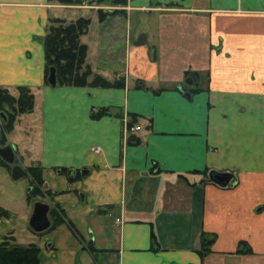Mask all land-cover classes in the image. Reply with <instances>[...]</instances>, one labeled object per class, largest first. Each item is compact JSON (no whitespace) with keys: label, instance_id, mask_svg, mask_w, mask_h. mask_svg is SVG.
Segmentation results:
<instances>
[{"label":"crops","instance_id":"crops-1","mask_svg":"<svg viewBox=\"0 0 264 264\" xmlns=\"http://www.w3.org/2000/svg\"><path fill=\"white\" fill-rule=\"evenodd\" d=\"M82 1L0 0V86L34 96L7 138L67 233L39 264H264V0ZM51 17L89 18L86 63L123 86L46 84ZM210 169L233 184L200 183Z\"/></svg>","mask_w":264,"mask_h":264},{"label":"trees","instance_id":"trees-1","mask_svg":"<svg viewBox=\"0 0 264 264\" xmlns=\"http://www.w3.org/2000/svg\"><path fill=\"white\" fill-rule=\"evenodd\" d=\"M60 3L80 4L81 0H55ZM113 4H125L126 0H111ZM98 18L102 20L107 13L99 9ZM90 20L87 17H79L74 21L65 23L62 19H49V26L43 38L44 47V80L47 82V75L50 67L55 68L57 86H98V87H120L123 81H109L106 78L91 73L86 63L87 46L79 40V36L86 32ZM137 88L145 87L142 81L134 80ZM16 95H12L8 89L0 86V117L4 118L3 129L9 132L14 125L16 118L31 112L34 105V96L26 86H17ZM108 111L106 108L98 109L91 114L92 118H99ZM130 125V123L128 124ZM132 126V125H131ZM130 126V127H131ZM4 141L2 140L1 143ZM0 165L10 167L0 158ZM31 176L30 186L32 190L30 196L36 197L42 194L44 179L40 166H30L27 168ZM0 214L8 216V212L0 208ZM52 224L49 230L55 228L63 222L61 209H51ZM214 235L201 234L200 254L204 255L210 250V245L214 240ZM12 236H5L0 241V264H39L40 248L36 243L19 245L13 243ZM88 249L93 250L89 245ZM246 251V250H245Z\"/></svg>","mask_w":264,"mask_h":264},{"label":"rangeland","instance_id":"rangeland-1","mask_svg":"<svg viewBox=\"0 0 264 264\" xmlns=\"http://www.w3.org/2000/svg\"><path fill=\"white\" fill-rule=\"evenodd\" d=\"M82 2L80 4H76V3H61V4L82 5ZM107 5H114V4L107 2ZM53 18L62 19L64 21V24L74 21V20L67 21L64 18H60V17H53ZM49 19L46 23L45 33H46V28L49 26ZM141 26L144 28L147 27V25L144 26L143 23H141ZM80 36H79V40H80ZM206 40L207 38H204L205 42ZM191 61L192 59L186 56V62H191ZM88 67L90 68L91 73H93L91 67L89 65ZM194 70L196 72V69ZM188 78L193 79L192 74L189 75ZM91 150L92 152H95V149L92 148ZM28 188H30L28 178L20 177L14 180L11 178L9 170L5 166L0 165V208L8 212V216H3L0 214V241L3 240V238L5 236H8L9 234H12L14 238L13 243L19 245H26L28 243H39L40 240H44L45 238H46L45 239L46 242H50L53 239V237L55 238V236L59 237L60 239H65L67 233L62 229L57 230L56 232H52V231L49 232V230L45 231L42 234L44 238L40 239V235L34 233L29 228L28 219L32 212L33 203L34 201H36V199L34 197H30L28 199L27 197ZM41 201L46 202V200H41Z\"/></svg>","mask_w":264,"mask_h":264},{"label":"water","instance_id":"water-1","mask_svg":"<svg viewBox=\"0 0 264 264\" xmlns=\"http://www.w3.org/2000/svg\"><path fill=\"white\" fill-rule=\"evenodd\" d=\"M146 40V36L144 33H141L136 41L135 44H143ZM186 83H192L191 78H187ZM47 82L50 86L56 85V75H55V68L50 67L48 75H47ZM186 95L189 96L190 94L186 92ZM0 158L7 164L11 165V178L16 180L20 177H26L27 173L26 171L18 164L14 163V153L11 146H0ZM81 175H85L87 173L86 169H81ZM235 179V175L231 171H219L215 169H210L207 172V175L205 179L200 181L202 182H210L213 183L219 187H227L228 185H232L231 183ZM49 205L42 201H35L33 203L32 212L30 214V217L28 219V226L29 228L36 232H44L51 226V221L48 217L49 213ZM92 242V237L89 241V243Z\"/></svg>","mask_w":264,"mask_h":264},{"label":"flooded vegetation","instance_id":"flooded-vegetation-1","mask_svg":"<svg viewBox=\"0 0 264 264\" xmlns=\"http://www.w3.org/2000/svg\"><path fill=\"white\" fill-rule=\"evenodd\" d=\"M12 95H13V94H12ZM28 113H30V112H28ZM28 113H23V114L19 115L18 117H20V116H22V115H25V114H28ZM18 117L16 118V120H15V122H14V125H15V123H16ZM4 119H5V117H4V118H1V117H0V146H6V145H9V146L12 147V149H13V153H14V163L20 165V166L26 171V173H27L26 178H28V180H29V186H30L31 176H30L29 172L27 171V168L30 167V166H39V165L36 164V163L28 164V165H24V164L22 163V160L20 159V156L17 154L16 146H15L14 144H12V143L8 140V138H7L8 134L13 130L14 125H13V128H12L9 132L4 131V129H3V121H4ZM2 140L4 141L3 143H1ZM3 162H4V161H3ZM6 164H7V163H6ZM7 165H9V164H7ZM9 166H10L9 168H8V167H6V168L9 170V173H10L11 165H9ZM10 176H11V173H10ZM31 190H32V187L30 186V188H28V195H27V197L30 195ZM54 196H55V194L53 193V191L44 188V183H43L42 194H41V195H37L36 197H34V198L36 199V201L46 200L45 203H47V204L49 205V207H50V208H49L48 217H49V219H50V221H51V224H52V220H51V216H50L51 209H52V208H58L57 202L54 201ZM30 197H32V196H30ZM38 198L41 199V200H39ZM28 199H29V198H28ZM34 202H35V201H34ZM42 202H43V201H42ZM50 227H51V226H50ZM50 227H49L46 231H48V230L50 229ZM49 231H50V230H49ZM33 232H34V231H33ZM44 232H45V231H44ZM34 233H36V232H34ZM36 234H39V235H40V234H43V232L36 233Z\"/></svg>","mask_w":264,"mask_h":264},{"label":"built area","instance_id":"built-area-1","mask_svg":"<svg viewBox=\"0 0 264 264\" xmlns=\"http://www.w3.org/2000/svg\"><path fill=\"white\" fill-rule=\"evenodd\" d=\"M139 128H140L139 126H135V127H133L132 129L137 130V129H139ZM95 151H97V149H95Z\"/></svg>","mask_w":264,"mask_h":264}]
</instances>
